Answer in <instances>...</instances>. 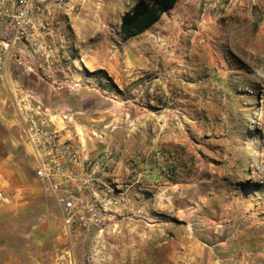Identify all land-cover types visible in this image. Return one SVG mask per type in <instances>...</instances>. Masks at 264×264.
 I'll return each mask as SVG.
<instances>
[{
    "label": "rangeland",
    "instance_id": "1",
    "mask_svg": "<svg viewBox=\"0 0 264 264\" xmlns=\"http://www.w3.org/2000/svg\"><path fill=\"white\" fill-rule=\"evenodd\" d=\"M133 2L84 0L73 16L77 61L71 72L57 74L69 85L12 73L47 105L75 112L79 130L95 139L99 153H110L109 173L120 178L121 207L105 221V230L72 241L66 236L65 249L49 261L264 264V52L224 40L219 63L232 64L236 72L201 83L187 71L191 40L181 38L177 11L165 12L144 34L122 40L119 21ZM143 48L147 55L139 53ZM125 60L146 69L133 85L152 88L146 102L140 100L144 105L135 99L137 91L127 86L120 92L102 73L114 79ZM227 78L234 80L229 84ZM5 80L0 73L6 92ZM215 89L218 98L212 99ZM35 167L15 104L6 100L0 103V207L19 199L29 209L20 219L25 231L19 232L16 215L10 224L0 219V257L41 218L31 206L36 194L49 191Z\"/></svg>",
    "mask_w": 264,
    "mask_h": 264
},
{
    "label": "built area",
    "instance_id": "2",
    "mask_svg": "<svg viewBox=\"0 0 264 264\" xmlns=\"http://www.w3.org/2000/svg\"><path fill=\"white\" fill-rule=\"evenodd\" d=\"M84 0H0V72L14 60L29 74L58 87L69 85L75 64L73 16ZM263 0H199L203 13L223 18L232 6H260ZM15 107L36 161L35 173L61 209L65 234L87 236L105 230L121 207L118 186L107 179L108 151L95 156L77 128L76 114L47 105L24 89Z\"/></svg>",
    "mask_w": 264,
    "mask_h": 264
},
{
    "label": "crops",
    "instance_id": "3",
    "mask_svg": "<svg viewBox=\"0 0 264 264\" xmlns=\"http://www.w3.org/2000/svg\"><path fill=\"white\" fill-rule=\"evenodd\" d=\"M136 1L137 0H134L132 5ZM173 11L178 12V23L184 25L182 29L183 32L180 33L183 34L181 38L191 40V47L186 50L188 51V57L185 59L186 68H188L187 71H189L190 74H195L196 79L201 83L209 81L215 83L219 76H224L225 74H229V72H233V74L236 72L232 64L227 67L219 63L222 62L220 54L221 45L224 40H241V46L246 51L264 52V0L260 6H232L225 11L223 18L212 15L211 13H203L199 0H178L176 5L167 12L171 13ZM121 18L119 21L120 24ZM223 29H227V32H224ZM145 32L146 31L142 32V34ZM196 40H201L203 43L200 45L195 44ZM232 45L235 44L232 43ZM139 53H141V55H147L149 52L147 49L143 48L139 50ZM139 67L141 66H133L132 63L128 64L127 60H125L115 69L113 77L117 89L120 92H122L125 87L129 86L132 92L133 90L137 91L138 98L135 99L139 101L138 103H141L140 100L146 102V91L148 88H150L148 90L151 91L152 88L145 82H140L133 86L138 79L142 78L143 72H146L144 71L146 69H140ZM14 71L26 72L14 60L9 59L7 66L0 72L3 74L4 80L6 79L4 83L6 92L2 88L3 86L0 87V103H4L6 100H10L14 103L15 98L25 89L19 84L17 78L12 77ZM69 72H71V70ZM189 79L191 80V75ZM227 79L230 80L229 84L234 80L232 78ZM215 85H213V88H216ZM9 88H11L10 91ZM215 90L216 94L212 95V99L218 98V91L217 89ZM135 99L131 97V100ZM151 101L152 99L150 102ZM141 104L144 105V103ZM122 117V113L119 111V118L122 119ZM140 118H143V116L141 115ZM76 119L77 128L79 129L82 125L77 115ZM80 132L89 149V154L92 156L97 155L99 151L98 147L95 145V139L88 136L87 133ZM117 148V152H122L120 146ZM123 155L125 156V152ZM120 164L121 161L118 162V165ZM119 169L120 167L117 168V171L120 173ZM110 174L109 172L107 173V179L114 181L118 186L117 190L121 196V185L117 182L120 178L118 176L117 178L115 177V172L113 173L114 177ZM34 200L36 201L34 205L31 203L29 204L41 215L39 222L34 224L33 230L29 234L24 232L17 236L18 241L16 243V248L14 250H7L6 254L0 257V264H51L49 260L54 258L53 253L55 252V256H57L58 250L63 249L64 245L67 243L68 239L64 230L62 212L54 196L50 192H48L47 196L38 193L35 195ZM15 201H18V205H15ZM19 201V199H12L11 202L2 203L0 207V219L4 220V223L7 222L6 224H10V222L14 221L16 215L19 221L18 230L20 232L21 230L25 231V225H21L23 227H20V219L26 216L25 211L29 208H27L28 205L26 202L19 203ZM26 237H30L28 240L29 243L25 241ZM5 247L2 246L1 248ZM10 247L12 248V246ZM10 247H8V249H10ZM55 260L56 262L53 261V264L62 263V261H59L56 257Z\"/></svg>",
    "mask_w": 264,
    "mask_h": 264
},
{
    "label": "trees",
    "instance_id": "4",
    "mask_svg": "<svg viewBox=\"0 0 264 264\" xmlns=\"http://www.w3.org/2000/svg\"><path fill=\"white\" fill-rule=\"evenodd\" d=\"M178 0H137L121 18L120 33L123 41L129 40L151 28L162 15L172 9ZM99 72V70H96ZM111 87H117L107 71H102ZM102 86H106L101 83Z\"/></svg>",
    "mask_w": 264,
    "mask_h": 264
}]
</instances>
